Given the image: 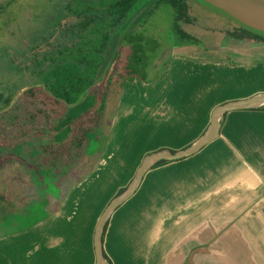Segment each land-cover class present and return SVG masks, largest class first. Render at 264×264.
<instances>
[{
    "label": "rangeland",
    "instance_id": "1",
    "mask_svg": "<svg viewBox=\"0 0 264 264\" xmlns=\"http://www.w3.org/2000/svg\"><path fill=\"white\" fill-rule=\"evenodd\" d=\"M113 1L0 0L2 240L23 234L53 215L52 204H59L66 192L65 186L74 182H87L81 190L84 192L87 188L84 205L91 210L100 208L119 185L134 180L135 166L146 154L153 153V149L162 144L183 143L182 140L169 141L167 137L172 132L181 133L184 138L189 134L194 136L204 121L207 107L252 96L256 89L264 90V62L260 59L255 64H242L252 52H262L260 48L264 45L249 39L235 40L233 33L242 26L201 0H188L193 22L183 23V28L200 41L198 48L172 46L173 9L161 5L147 22L136 27L135 35L162 43L157 50L160 52L162 47L163 50L160 56L148 61L149 64L143 58L138 77L125 81L121 87L117 74L123 71L127 62L124 55L129 54L130 47L124 44L104 55L103 45H100L113 21L106 19L103 13ZM139 3L143 5L144 0ZM230 49L244 56L234 57ZM190 51L207 59L187 55ZM107 54L108 58L115 54L119 58L113 62L117 73L113 75L114 70L108 68L110 65L106 67L102 78L88 89L96 96L95 104L88 103L76 114L86 107L92 106L91 110L65 125L62 121L76 101L66 103L58 99L50 91L51 87L62 91V80L70 75L63 69H71V62L84 56L91 61L101 60ZM221 58L244 61L241 64L227 62L224 72L216 66ZM177 72L196 74V80L186 81L185 87H190L178 100L185 111L180 117H187L184 121L175 115L178 109L170 106L173 95L169 90L160 94L157 102L151 88L142 87L144 83L158 81L173 85L170 77ZM144 74L146 79L142 78ZM153 110H157L156 113ZM175 123L184 126L172 127ZM190 123L193 125L189 126ZM108 150L107 157L112 153L113 158H108L107 165L92 173ZM60 178L65 186L56 184ZM49 195L60 202L46 205ZM35 240L39 239H13L16 243L11 246L16 248L6 258L15 259V264L40 261V254L33 253L36 247L40 248L34 244ZM28 250L33 253L32 257H29L30 252L27 254Z\"/></svg>",
    "mask_w": 264,
    "mask_h": 264
},
{
    "label": "crops",
    "instance_id": "2",
    "mask_svg": "<svg viewBox=\"0 0 264 264\" xmlns=\"http://www.w3.org/2000/svg\"><path fill=\"white\" fill-rule=\"evenodd\" d=\"M233 54L239 57L238 53ZM187 55L207 59L192 51ZM221 59L216 66L224 72L227 62L241 64L246 60L242 62L246 65L260 59L264 62L263 55L255 54L244 60ZM188 73L171 76L173 85L158 81L144 83L142 87L151 88L157 102L160 94L169 90L173 95L170 106L178 109L175 115L180 117L185 111L178 100L190 87H185L186 81L196 80V74ZM254 93L230 101L249 99L264 94V90L256 89ZM221 104L205 109L197 134L184 138L181 133L172 132L173 136L167 137L169 141L183 143L162 144L154 152L178 151L195 143L208 129L215 108ZM185 116L180 119L184 121ZM184 124L171 126L178 128ZM109 152L92 173L113 158L112 153L107 157ZM142 162L135 166L134 176ZM159 162L149 167L134 195L109 217L103 241L108 256L105 264H264V110L229 111L221 120L218 135L200 151L187 158ZM61 181L64 180L60 178L56 184H62ZM85 183L62 184L66 185V192L61 202L52 195L47 200L46 205L60 202L52 204L53 215L23 234L7 236L8 241L0 239V264H15V259H7L6 255L16 248L11 246L16 243L13 239L22 237L39 239L34 244L40 248L36 247L33 253L40 254V261L34 264H99L96 235L100 218L119 191L130 183L119 185L106 203L92 210L84 205L87 188L81 190Z\"/></svg>",
    "mask_w": 264,
    "mask_h": 264
},
{
    "label": "trees",
    "instance_id": "3",
    "mask_svg": "<svg viewBox=\"0 0 264 264\" xmlns=\"http://www.w3.org/2000/svg\"><path fill=\"white\" fill-rule=\"evenodd\" d=\"M139 0H118L115 4H112V8L114 11H117V18L115 19V23L119 22V20L123 17H128L130 21H133L136 15L131 14L134 13L132 10L135 9L136 4ZM170 5L175 13V17L177 20L186 18L188 22H192V19L188 15V5L185 0H161ZM154 2L156 4L157 0H144V5ZM131 14L129 15V13ZM88 23L84 24V27ZM256 37L264 38V33L255 31ZM174 36L178 44H192L196 43L197 39L184 31L178 24H176L174 28ZM125 41L129 44L130 50L128 54L127 62L124 63L123 71L117 74V79L120 82L121 87H123V83L127 80H135L139 74V64L145 58L147 64L151 62L152 57L148 52L154 51L156 49V41L149 37H145L144 35H135L133 32L125 33ZM144 42V44H143ZM152 43V44H151ZM153 45V46H152ZM103 46L102 53L106 52ZM116 46L112 47V52ZM108 52V51H107ZM105 55V54H104ZM103 55L101 60L91 61L87 56H84L82 59L71 62L69 64L71 69H63L66 72L70 73V75H66L62 80V84L60 85L62 90L61 92H57L58 89H54L51 87L50 91L54 94L58 99L64 100L66 103L75 102L73 106L68 110V114L66 118L62 121L65 125L72 124L76 119L80 118L84 113H87L91 110L92 106L89 108H84L80 113L76 114L80 109H82L88 103L95 104V95L88 91V89L93 86L97 81H99L104 72L106 73V67H111L113 71V75L116 72L117 68H114V62L112 57H105ZM113 56V54H110ZM149 61V62H148ZM114 62V63H113ZM149 67V66H148ZM147 67V68H148ZM117 73V72H116ZM146 75H143V79H146ZM122 89V88H121ZM9 103V99L7 101ZM102 109V105H101ZM260 110H264V107H258ZM88 132L86 133V136ZM167 160H161L159 163L166 162ZM126 190V187L122 188L118 195L122 194ZM109 225V221H107L104 231H103V241L105 239L106 231ZM105 257L108 258L107 254L104 253Z\"/></svg>",
    "mask_w": 264,
    "mask_h": 264
},
{
    "label": "water",
    "instance_id": "4",
    "mask_svg": "<svg viewBox=\"0 0 264 264\" xmlns=\"http://www.w3.org/2000/svg\"><path fill=\"white\" fill-rule=\"evenodd\" d=\"M205 2L221 9L241 23L264 32V0H204ZM264 106V94L257 95L245 100L230 101L217 106L213 112L212 121L206 132L192 145L178 151L159 150L148 154L134 180L126 190L115 197L105 209L100 218L96 235V248L99 264H105L106 257L103 250V231L111 214L126 200L134 195L139 188L146 171L153 164L161 160H179L190 157L200 151L206 144L215 139L219 133L221 120L224 115L232 110L258 108Z\"/></svg>",
    "mask_w": 264,
    "mask_h": 264
},
{
    "label": "flooded vegetation",
    "instance_id": "5",
    "mask_svg": "<svg viewBox=\"0 0 264 264\" xmlns=\"http://www.w3.org/2000/svg\"><path fill=\"white\" fill-rule=\"evenodd\" d=\"M117 1L118 0H114L113 2L108 4L107 10H105L104 13H103V14H105L104 16L106 17V19H110V18L113 19V21L111 23V27H110V32H107L104 35L103 39L101 40V44L100 45L106 46V47H104V50H106V52H104V54H106L108 52L110 53V51H112V47L115 46V45L118 48L123 46L124 44L126 46H129V44H127V42L124 39L125 38V33H128V32L131 31V32H133V34H135V30H137L136 27L138 25H140V24H143V23L147 22V20L154 13L155 9L159 8L163 4L168 5L164 1L157 0L156 4L154 2H151V3H148L146 5H144V3H143V5L139 6L141 4V3H139V1H140L139 0L137 2V4H136L137 7H135V9L132 10L134 13H132V14H131V12L129 13V15L131 14V17H132V15H136L133 21H130L129 18H128L129 16H128V17L121 18L118 23L117 22L115 23V19L117 18V11L113 10L112 4H115ZM201 1L206 3V4H208V5H210L211 7H213V9L216 10L217 12L229 16L232 21H234V22L240 24V26H242L241 29H239L237 32L233 33V36H234L235 40L244 41L246 39H249L251 41L253 40L256 43L264 45V38H262L260 36L259 37L255 36V33H256L255 31L258 32V30L253 29V28L241 23L240 21H238L237 19H235L231 15H229V14L225 13L224 11H222L221 9H219V8H217V7L213 6V5L205 2L204 0H201ZM185 2L188 5V15L190 16L188 0H185ZM173 13H174V10H173ZM141 17L143 18L142 20H140ZM190 18H191V16H190ZM124 22H126L127 24H125ZM183 23L187 24V23H191V22H188L186 20V18L177 20L176 17H175V13H174V25L172 27V32H171V37L173 38L172 46L173 47H180V48L182 47L183 48V47L193 46L194 45V46L197 47L198 46L197 44H200V41L195 36L194 37L197 39L196 43H192V44H178L177 43V41L175 39V36H174V28H175L176 24H178L184 31L188 32L186 29L183 28ZM259 32H261V31H259ZM188 33L191 34L190 32H188ZM262 33H264V32H262ZM156 45L157 46H156V49H154V51L148 52L150 54V56L152 57V59H154L155 57L160 56V53L163 50V47H162V49L160 48V52L157 50L159 48V46L163 45L162 43H159V42L156 41ZM262 48H264V46ZM262 48H260L262 50V52H258V53L252 52L250 55H253V54H255V56L263 55L264 49H262ZM230 50H231L232 53L234 52V53H238V55H243L244 56V54L239 53L240 51H235L233 49H230ZM221 51H224V50H221ZM115 55L112 57V60L113 61L119 60V58H116ZM177 55H181V54H177ZM124 56H125V60H127L128 59V54L126 53ZM171 56H176V54L175 55L172 54Z\"/></svg>",
    "mask_w": 264,
    "mask_h": 264
}]
</instances>
